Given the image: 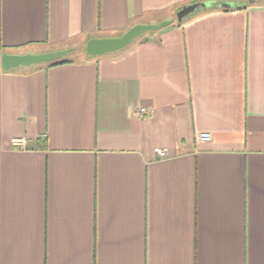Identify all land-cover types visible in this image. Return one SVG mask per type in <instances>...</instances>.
Here are the masks:
<instances>
[{
    "label": "crops",
    "instance_id": "0c3cea01",
    "mask_svg": "<svg viewBox=\"0 0 264 264\" xmlns=\"http://www.w3.org/2000/svg\"><path fill=\"white\" fill-rule=\"evenodd\" d=\"M191 1L0 0V264H264V0Z\"/></svg>",
    "mask_w": 264,
    "mask_h": 264
},
{
    "label": "water",
    "instance_id": "95a60500",
    "mask_svg": "<svg viewBox=\"0 0 264 264\" xmlns=\"http://www.w3.org/2000/svg\"><path fill=\"white\" fill-rule=\"evenodd\" d=\"M215 4L228 9L234 6L231 2H214V1H200L192 0L189 5L183 8L179 13L181 18L188 17L196 10L201 8L207 9ZM171 21H164L159 24H139L133 26L123 35L114 38H103V39H91L87 42L85 50L88 56H99L107 53H114L121 51L131 44L134 43L143 34L148 32L159 31L169 25ZM67 51H53L38 54H22V55H4L3 56V69L11 70L14 67L19 66H34L40 63L52 62L57 58L63 57L67 54Z\"/></svg>",
    "mask_w": 264,
    "mask_h": 264
},
{
    "label": "trees",
    "instance_id": "16d2710c",
    "mask_svg": "<svg viewBox=\"0 0 264 264\" xmlns=\"http://www.w3.org/2000/svg\"><path fill=\"white\" fill-rule=\"evenodd\" d=\"M224 11H228L229 9H223ZM147 34H154V32H149V33H146V34H143L142 36H140L139 38H142L144 36H147ZM138 38V39H139ZM136 39L134 41V43L138 40ZM133 43V44H134ZM133 44H131L130 46H132ZM128 48V47H127ZM126 48V49H127ZM76 49L75 47H71L69 52L71 50H74ZM125 50V49H124ZM90 58V56L88 57ZM73 61L72 60H69V59H66L64 57H60V58H57L56 60L52 61V62H45V63H40L38 65H34V66H30V67H27L26 71H28L29 73H33V72H36V71H39V70H43V69H50L52 67H55V66H58V65H63V64H67V63H72Z\"/></svg>",
    "mask_w": 264,
    "mask_h": 264
},
{
    "label": "rangeland",
    "instance_id": "374dc122",
    "mask_svg": "<svg viewBox=\"0 0 264 264\" xmlns=\"http://www.w3.org/2000/svg\"><path fill=\"white\" fill-rule=\"evenodd\" d=\"M76 49L71 50L70 52H68L65 56H63L66 59L72 60V61H77V62H82L87 58V53L85 50L84 46H75ZM38 51V50H36ZM44 51V50H43ZM38 53V52H36ZM27 67L30 66H19V67H14L13 70H17V71H23L26 70Z\"/></svg>",
    "mask_w": 264,
    "mask_h": 264
},
{
    "label": "built area",
    "instance_id": "2783aa9c",
    "mask_svg": "<svg viewBox=\"0 0 264 264\" xmlns=\"http://www.w3.org/2000/svg\"><path fill=\"white\" fill-rule=\"evenodd\" d=\"M145 113H147V108H141V109H139L138 110V112H137V116H143ZM203 137V136H202ZM13 144L14 145H17V146H23L24 145V140H19V139H15V140H13ZM155 153L157 154V155H159L161 158H166V157H168L169 156V153H168V151L167 150H165V149H160V148H157L156 150H155Z\"/></svg>",
    "mask_w": 264,
    "mask_h": 264
}]
</instances>
